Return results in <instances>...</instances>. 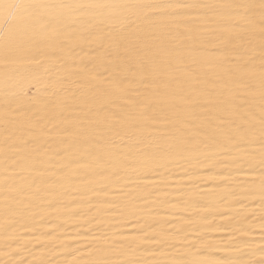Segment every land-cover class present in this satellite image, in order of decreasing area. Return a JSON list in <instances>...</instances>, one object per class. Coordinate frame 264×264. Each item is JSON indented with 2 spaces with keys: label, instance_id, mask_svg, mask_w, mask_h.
Wrapping results in <instances>:
<instances>
[{
  "label": "bare ground",
  "instance_id": "6f19581e",
  "mask_svg": "<svg viewBox=\"0 0 264 264\" xmlns=\"http://www.w3.org/2000/svg\"><path fill=\"white\" fill-rule=\"evenodd\" d=\"M0 264H264V0H0Z\"/></svg>",
  "mask_w": 264,
  "mask_h": 264
}]
</instances>
